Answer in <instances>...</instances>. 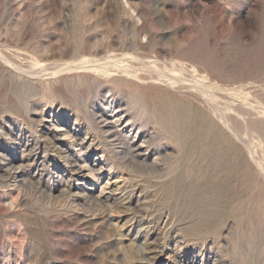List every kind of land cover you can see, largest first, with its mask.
Here are the masks:
<instances>
[{
    "label": "rangeland",
    "instance_id": "rangeland-1",
    "mask_svg": "<svg viewBox=\"0 0 264 264\" xmlns=\"http://www.w3.org/2000/svg\"><path fill=\"white\" fill-rule=\"evenodd\" d=\"M191 258L264 264V0H0V264Z\"/></svg>",
    "mask_w": 264,
    "mask_h": 264
},
{
    "label": "bare ground",
    "instance_id": "bare-ground-1",
    "mask_svg": "<svg viewBox=\"0 0 264 264\" xmlns=\"http://www.w3.org/2000/svg\"><path fill=\"white\" fill-rule=\"evenodd\" d=\"M109 55V54H108ZM107 55V56H108ZM122 56V55H121ZM88 57V56H87ZM91 57V56H90ZM107 58V57H106ZM110 59V57L108 58V60ZM117 59V58H116ZM115 58H114V60H116ZM122 59V58H121ZM78 60V59H77ZM119 60V59H118ZM117 60V61H118ZM35 61H37V60H35ZM124 61V60H123ZM156 61V60H155ZM43 62V61H42ZM79 62V61H78ZM90 62V61H89ZM108 62V61H107ZM114 62V61H113ZM67 63V62H66ZM82 63V62H81ZM80 63V64H81ZM99 63V62H98ZM153 63V62H152ZM156 63V62H155ZM11 64V63H10ZM76 64V63H75ZM108 64V63H107ZM114 64V63H113ZM112 64V65H113ZM130 64V63H129ZM73 65V64H72ZM104 65V64H103ZM116 65V64H115ZM151 65V64H150ZM156 65V64H155ZM46 66V65H45ZM60 66V65H59ZM67 66V65H66ZM85 66H87V65H85ZM118 66V65H117ZM120 66V65H119ZM118 66V67H119ZM152 66V65H151ZM167 66V65H166ZM51 67V66H50ZM92 67V66H91ZM108 67V66H107ZM110 67V66H109ZM108 67V68H109ZM44 68H46V67H44ZM49 68V67H48ZM53 68V67H52ZM82 68V67H81ZM86 68V67H85ZM117 68V67H116ZM126 68V67H125ZM66 69V68H65ZM102 69V68H101ZM113 69V68H112ZM121 69V68H120ZM159 69V68H158ZM56 70V69H55ZM102 70H104V71H108L109 69H102ZM134 70H135V68H134ZM96 71H97V69H96ZM116 71V70H115ZM115 71H114V73H115ZM131 71L133 72V70L132 69H128V68H126L125 69V72L127 73V74H131ZM158 71V70H157ZM42 72V71H41ZM94 72V71H93ZM103 72V71H102ZM122 72V71H121ZM137 72V71H136ZM159 72V71H158ZM157 72V73H158ZM165 72V71H164ZM112 73V72H111ZM117 73V72H116ZM38 74V73H37ZM107 75H108V73H106ZM90 75V74H89ZM41 76H42V74H41ZM103 76H104V74H103ZM109 76V75H108ZM111 76V75H110ZM133 76H135V77H138V78H141V77H139V72H138V75L137 74H134ZM166 76V75H165ZM106 77V76H105ZM143 77V76H142ZM158 77V76H157ZM109 78V77H108ZM170 79V78H169ZM160 80V79H159ZM164 80V79H163ZM171 81H173V80H171ZM156 82V81H155ZM167 82V81H166ZM169 82V81H168ZM183 107V106H182ZM178 110V109H177ZM152 111V110H151ZM174 112V111H173ZM181 112V111H180ZM183 113V112H182ZM95 114V113H94ZM183 115H185V114H183ZM174 116V115H173ZM97 117V116H96ZM103 117V116H102ZM102 117H101V119H102ZM105 117V116H104ZM181 117V116H180ZM179 117V118H180ZM119 118V117H118ZM131 119V118H130ZM103 121H104V118L102 119ZM105 120H107V119H105ZM113 120V119H112ZM105 123H106V121H104ZM182 122H184V121H182ZM194 122V121H193ZM99 123V122H98ZM101 123V122H100ZM105 123H103V125L105 124ZM186 123V122H185ZM184 123V124H185ZM102 124V123H101ZM108 124V123H107ZM138 124V123H137ZM134 125V124H133ZM165 125V127L168 129V127H167V125L166 124H164ZM187 125V124H186ZM99 126V125H98ZM102 126V125H101ZM100 126V127H101ZM104 126H106V125H104ZM164 127V126H163ZM109 128V127H108ZM100 129H102V128H100ZM104 129V128H103ZM106 129V128H105ZM104 129V130H105ZM115 129V128H114ZM209 130V129H208ZM110 129H109V132H107V134H110ZM204 131V130H203ZM203 131H201V133L203 132ZM206 131V130H205ZM105 133H106V131H104ZM193 132H195V129H193ZM199 132V131H198ZM53 133V132H52ZM56 133V132H55ZM55 133H54V135H55ZM66 133V132H65ZM112 133V132H111ZM184 133V132H183ZM67 134H68V132H67ZM196 134H199V133H196ZM204 134V133H203ZM202 134V135H203ZM208 135V133H205V135ZM77 135V133H75V135L74 136H76ZM119 135H121V134H118L117 135V133H112V134H110V136H106V138H113V140H112V138H111V143H115L116 141H119V143L121 144V146L124 148L123 149V151L124 152H126V153H128V154H131L132 155V157L133 158H135L136 160L137 159H139L140 160V158H141V162L140 163H146V164H144V165H147V162H146V160H147V157H146V155H144V154H142L141 153V148L140 147H138V146H140V145H142V141H141V143H140V145H138L137 146V144L135 143V142H133L132 140H129V142L130 141H132V143L131 144H129V142L125 139V136H123V135H121V136H119ZM207 135H206V138H207ZM210 135V134H209ZM58 136V135H57ZM67 136H69L70 137V135L68 134ZM122 136L124 137V139L126 140V141H124V139H122ZM197 137H198V135H196ZM196 136H194V139L196 138ZM215 136H216V134H215ZM52 137V136H51ZM119 137H121V138H119ZM135 137V136H134ZM200 137H201V135H200ZM203 137V136H202ZM205 137V136H204ZM209 137V136H208ZM211 137V136H210ZM218 137V136H217ZM60 138V137H59ZM105 138V137H104ZM129 138V137H128ZM127 138V139H128ZM212 138V137H211ZM15 139V138H14ZM17 139V138H16ZM46 139V138H45ZM49 139V138H48ZM52 139H54V138H52ZM81 139V138H80ZM131 139V138H130ZM194 139L192 140V141H194ZM205 139V138H204ZM209 139V138H208ZM74 140V139H73ZM83 140H85V139H83ZM186 140V139H185ZM196 140V139H195ZM37 141V140H36ZM51 141V140H50ZM75 141H78V137L77 138H75ZM82 141V140H81ZM103 141V140H102ZM102 141H101V143H102ZM135 141V140H134ZM144 141H146V140H144ZM181 141V140H180ZM56 142H60V140L58 139H56ZM55 142V143H56ZM74 142V141H73ZM92 142V141H91ZM182 142H184V141H182ZM187 142V141H186ZM185 142V143H186ZM199 141H196V143H195V146L196 145H198L199 143H198ZM37 143V142H36ZM76 143V142H75ZM84 143V142H83ZM95 143V142H94ZM100 143V142H99ZM143 143H149V142H143ZM185 143H182V144H185ZM187 143H189V142H187ZM186 143V144H187ZM62 144V143H61ZM93 144V143H92ZM120 144H119V146H120ZM129 144V145H128ZM139 144V143H138ZM185 144V145H186ZM48 145V144H47ZM56 145V144H55ZM77 145V144H76ZM95 145V144H94ZM97 145V144H96ZM100 145V144H99ZM102 145V144H101ZM103 145H104V143H103ZM127 145V146H126ZM149 145V144H148ZM192 145V144H191ZM34 146H35V144H34ZM49 146H52V145H50L49 144ZM54 146V145H53ZM91 146V145H90ZM105 146H106V144H105ZM105 146H102V148L104 147L105 148ZM47 147V146H46ZM55 147V146H54ZM59 149H61V147L60 146H57ZM98 147V146H97ZM100 147V146H99ZM114 147V146H113ZM187 147V146H186ZM197 147V146H196ZM51 148V147H50ZM63 148V147H62ZM108 147H106V149H107ZM117 148V147H116ZM47 149H49L48 147H47ZM52 149V148H51ZM57 149V148H56ZM83 149V148H82ZM81 149V150H82ZM113 149V148H112ZM111 149V150H112ZM149 149V148H148ZM108 150V149H107ZM110 150V151H111ZM117 150H118V148H117ZM116 150V151H117ZM60 151V150H59ZM63 150L61 149V152H62ZM114 151V150H113ZM115 151V152H116ZM119 151V150H118ZM117 151V152H118ZM45 152H51V151H45ZM44 152V153H45ZM61 152H59V153H61ZM64 152H66V150H64ZM72 153V152H71ZM107 153V152H106ZM106 153L104 154V155H106ZM118 153H120V152H118ZM122 153V152H121ZM120 153V154H121ZM124 154V153H123ZM146 154V153H145ZM24 155V154H23ZM67 155V154H66ZM68 155L71 157V154H69L68 153ZM103 155V154H102ZM103 155V156H104ZM74 156V155H73ZM72 156V157H73ZM129 156V155H128ZM218 156V155H217ZM221 156V155H220ZM49 157V156H48ZM63 157V156H62ZM65 157V156H64ZM67 157V156H66ZM66 157H65V159H66ZM106 157V156H105ZM143 157V158H142ZM61 158V157H60ZM107 158V157H106ZM105 158V159H106ZM125 158V157H124ZM126 158H127V156H126ZM130 158V157H129ZM220 158V157H219ZM70 159V158H69ZM67 160V159H66ZM65 160V161H66ZM108 160V159H107ZM5 161V160H4ZM130 162H131V160H129ZM133 161V160H132ZM41 162V161H40ZM110 162H112V161H110ZM215 162H216V160H215ZM218 162V161H217ZM43 163V162H42ZM47 163V162H46ZM69 163L71 164L70 165V168H68V170L70 171V176L71 177H74L76 180H77V183L78 182H82V185H81V187H80V185H79V187L77 188L78 190V192L74 195V194H72L71 195V197L74 199V200H81L83 197L84 198H88V193L90 192V189H88V188H86V183H87V179H86V175L88 174H86L85 172H84V166H85V168H86V163L83 165V167H82V165L81 166H79V165H77L76 163L74 164L73 163V161H69ZM140 163H139V165H140ZM34 164V163H33ZM128 164V163H127ZM218 164V163H217ZM216 164V165H217ZM25 165V164H24ZM108 165V164H107ZM106 165V166H107ZM156 163H153V164H151V162H150V165H148V167H149V169H151L152 171H154L155 170V168H156ZM191 165V164H190ZM216 165H208L207 167H205L203 170H202V175L203 174H205L206 176L207 175H209V173L211 172V171H216V170H218L219 169V167L217 168V166ZM219 165H220V161H219ZM20 166V165H19ZM134 166H136V165H133V167ZM138 166V165H137ZM142 166V165H141ZM158 166V165H157ZM197 166V165H196ZM238 166V165H237ZM110 169L112 170V168H113V165L110 163ZM127 167H131V166H127ZM198 167V166H197ZM67 168V167H66ZM101 168V167H100ZM99 168V169H100ZM159 168V167H158ZM212 169V170H208V169ZM217 168V169H216ZM5 169V168H4ZM7 169V168H6ZM5 169V170H6ZM157 169V168H156ZM200 169V168H199ZM95 170V169H94ZM93 170V171H94ZM96 170H97V168H96ZM128 170V169H127ZM134 170V169H133ZM132 170V171H133ZM141 170V169H140ZM144 170V169H143ZM67 171V170H66ZM135 171H138V169L136 170L135 169ZM145 171H147V170H145ZM198 171H200V170H198ZM16 172V171H15ZM18 172V171H17ZM89 172V171H88ZM155 172V171H154ZM92 174H94L93 172H91ZM140 173H141V171H140ZM146 173V172H145ZM150 173V172H149ZM158 173H160V172H158ZM24 174V173H23ZM90 174V173H89ZM135 174V173H134ZM199 174V173H198ZM43 175V174H42ZM75 175V176H74ZM91 175V174H90ZM95 175V174H94ZM93 175V176H94ZM98 175V174H97ZM133 175V174H132ZM18 176V175H17ZM89 176V175H88ZM220 176V175H219ZM212 177V176H211ZM249 177V176H248ZM24 178V177H23ZM251 178V177H250ZM16 179V178H15ZM207 179V178H206ZM26 180V179H25ZM28 180V179H27ZM126 180V179H125ZM16 182V181H15ZM32 182V181H31ZM109 182V180L107 181V183ZM127 182V181H126ZM25 183V182H24ZM28 183V182H27ZM131 183V182H130ZM226 183V182H225ZM13 184V183H12ZM18 184V183H17ZM20 185V184H19ZM40 185V184H39ZM16 186V185H15ZM29 186V185H28ZM33 186V185H32ZM47 186V185H46ZM115 188H113V185H112V191H111V193L110 194H108L107 196L106 195H100V196H98L97 198H98V202L99 203H101V204H104L105 205V207L104 208H109V209H113L114 208V206L116 205V203L118 202V199H119V195H117V194H115L116 193V191L117 190H119V189H122L121 188V185H119V184H115ZM63 188V187H62ZM65 188V187H64ZM71 188V187H70ZM106 188H107V186H106ZM45 189V188H44ZM56 189V188H55ZM59 189V188H58ZM103 190H105V187H103L102 188ZM126 189H127V187H126ZM57 190V189H56ZM63 190H65V189H63ZM62 190V191H63ZM110 190V189H109ZM50 191V190H49ZM61 191V190H60ZM67 191V190H66ZM175 191V190H174ZM71 192V189H69L68 190V194ZM103 192V191H102ZM120 192H122V191H120ZM124 192V191H123ZM130 192V191H129ZM51 193V192H50ZM66 193V192H65ZM104 193V192H103ZM67 194V195H68ZM105 194V193H104ZM51 195V194H50ZM69 196V195H68ZM96 196V195H95ZM70 197V196H69ZM70 197V198H71ZM83 198V199H84ZM127 198V197H126ZM94 199V198H93ZM95 202H96V199L94 200ZM131 201H132V199H131ZM140 202V201H139ZM93 203V202H92ZM101 208L103 207V206H100ZM134 208V207H133ZM137 208V207H136ZM106 210V209H105ZM142 218V217H141ZM194 259L195 258H191L190 260H189V264H193L194 263Z\"/></svg>",
    "mask_w": 264,
    "mask_h": 264
}]
</instances>
